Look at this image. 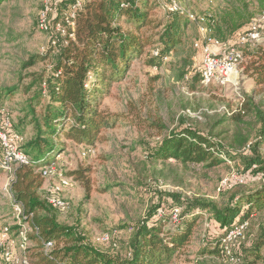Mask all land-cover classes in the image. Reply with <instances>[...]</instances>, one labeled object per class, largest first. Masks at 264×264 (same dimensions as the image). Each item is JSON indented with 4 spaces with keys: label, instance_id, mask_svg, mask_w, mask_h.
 <instances>
[{
    "label": "rangeland",
    "instance_id": "374dc122",
    "mask_svg": "<svg viewBox=\"0 0 264 264\" xmlns=\"http://www.w3.org/2000/svg\"><path fill=\"white\" fill-rule=\"evenodd\" d=\"M148 1L151 5L148 19L153 22L141 33L152 37L154 44L132 61L124 77L111 85L101 102V109L114 116L110 120V123L115 121L113 126L102 129L90 145L64 140L66 148L55 158L51 174L43 179L38 190V197L47 203L60 225L76 228L85 234L92 246L109 255L122 253L132 227L158 201H170L165 195L200 199L222 206L229 197L227 191H217L224 178L241 176V184H245L242 190H250L259 184L256 175L244 170L241 157L259 156L264 160V127L252 109L255 106L264 114V86L255 84L249 69L251 63L258 61L257 53H264V48L244 52L237 89L203 88L198 78H191L201 68V54L193 48V43L200 37L193 25H188L183 42L167 54L166 61L155 60L150 64L152 52L160 47L156 44V35L162 32L169 18L162 9L167 0ZM253 1L179 0V3L187 13L200 16L209 12L217 19L223 12L243 5L252 10ZM41 5L42 0H3L0 4V113L2 111L10 119L11 131L23 137L19 148L24 153L25 145L35 136L33 125L22 113L27 98L24 90L31 82L30 75L46 73L49 66V60L26 66L31 56L42 55L48 47L50 35L38 28L37 14ZM54 17L50 16L51 27ZM55 34L62 37V27ZM235 38L236 33L227 34L224 40L216 39L223 49H228L235 45ZM186 75L189 80L185 79ZM9 88L16 90L6 93ZM184 128L210 136L220 149L236 154L235 157L226 156V162L212 168L151 159L157 145L170 132ZM259 136L262 140L257 142ZM250 145L255 153L247 148ZM220 157L225 160L224 155ZM77 170L87 171L82 179L75 180L71 176ZM62 178L69 180L60 196L67 205L66 210L49 203L51 188ZM10 184L11 174L0 170V237L7 229L5 248L14 258L21 260L25 256L29 259L35 243L29 239L28 225L18 223L15 217ZM201 218L187 247L179 252L172 264H232L230 258L200 255L206 244V225L209 224L207 215ZM175 223L177 221H170L165 226ZM246 224L244 239L237 244L249 246L264 229V210L250 217ZM20 232L25 235L24 241ZM106 233L110 238L108 244L99 241ZM116 242L118 246L115 247ZM21 244H24V251L19 247ZM0 264L7 263L0 261Z\"/></svg>",
    "mask_w": 264,
    "mask_h": 264
},
{
    "label": "trees",
    "instance_id": "16d2710c",
    "mask_svg": "<svg viewBox=\"0 0 264 264\" xmlns=\"http://www.w3.org/2000/svg\"><path fill=\"white\" fill-rule=\"evenodd\" d=\"M83 1V9L75 14L72 25L64 23L71 1L54 2L53 25L60 23L64 34L59 37L51 30L45 52L31 56L26 65L49 60L47 72L30 75L31 82L24 90L27 98L22 113L33 125L35 136L25 145V154L31 164L15 169L10 188L14 199L23 205L25 215L31 214L38 236L53 244L50 250L44 252L37 236L30 234L29 239L35 243V249L28 255L29 263L172 264L179 252L187 247L197 221L205 215L209 224L206 244L200 255L223 259L220 246L225 233L247 223L250 217L264 210V160L259 156L241 157L244 170L251 171L259 178L257 186L242 190L245 184L231 185L223 190L229 193V197L222 206L167 194L166 200L170 201L160 200L152 206L145 217L132 227L122 253L116 255H109L92 246L85 234L76 228L60 225L47 203L38 197V190L44 181L38 170L55 161L66 148L64 140L90 145L102 129L113 126L115 121L110 123V120L114 116L101 109V102L108 95L111 85L124 77L132 61L142 55L146 47L154 44L152 37L141 33L144 27L151 26L153 22L148 19L151 8L148 0ZM253 3L255 6L252 10L243 5L223 12L217 19L209 12L200 16L211 14L213 36L224 40L227 34L238 33L264 11V0H254ZM166 16L169 18L167 23L163 25L162 32L156 35V44L160 47L154 51H158V56H154L153 51L150 64L155 60L161 62L181 45L188 25L196 28L185 13L175 12ZM52 40L55 41L54 46ZM257 57L258 61L249 66L250 74L255 84L264 86V53H257ZM191 78H198L199 82V73ZM15 90L9 88L5 92ZM252 109L264 127V114L255 106ZM261 140L259 136L257 142ZM253 148V145L248 146L252 151ZM220 155L225 156L224 161ZM235 155L220 149V145L210 136L184 128L170 132L157 145L151 159L212 168L226 162V156L234 158ZM85 172L77 170L71 176L79 180ZM158 209L164 211V216H157ZM174 209H179L177 223L167 227L165 225L170 222ZM238 244L231 249L228 257L235 260L232 264H264V229L249 246Z\"/></svg>",
    "mask_w": 264,
    "mask_h": 264
},
{
    "label": "built area",
    "instance_id": "2783aa9c",
    "mask_svg": "<svg viewBox=\"0 0 264 264\" xmlns=\"http://www.w3.org/2000/svg\"><path fill=\"white\" fill-rule=\"evenodd\" d=\"M71 4L64 16V23L66 25H72V20L75 14L83 9V0H70ZM54 0H42L41 8L38 11V28L49 35L50 31L60 30L63 26L57 23L51 27L50 16L54 15ZM163 11L166 14H174L175 12L185 13L188 19L195 24L200 39L193 43V48L201 54V68L199 71V84L203 88L210 86L216 87H230L231 89H237L240 85V67L244 61L245 51L264 48V11L256 15L249 24L236 33L235 45L230 46L228 49H223L221 43L213 36L211 14H205L202 16H195L187 13L180 7V3L177 0H167L166 5L162 6ZM62 32V31H61ZM64 34V30H63ZM50 41V38H49ZM51 44L54 46L55 41L52 40ZM154 56H158V51L153 52ZM167 58H163L162 61H166ZM186 80L189 76L186 75ZM12 126L10 119L5 116L1 111L0 113V170L11 174V181L14 177V171L20 166H29L31 164L30 158L19 148V145L23 142V137L15 134L11 131ZM248 148V146H247ZM89 152V151H88ZM85 156V153L82 154ZM53 163L39 169V173L43 179H46L52 172ZM16 167L15 169H13ZM243 178L241 176H232L224 178L217 189L218 192L226 190L233 184H241ZM69 180L62 178L54 185L51 190L52 193L49 197V203L60 209L66 210L67 205L61 199V192L68 187ZM10 198L12 200V208L18 223L23 222L28 225L31 234L37 236V239L43 245V251L47 252L53 247L52 242L44 241L38 236L37 229L32 223V217L25 215V209L23 205L17 202L12 195L11 188ZM164 211L158 209L157 216H164ZM179 215V209H174L171 213L170 221H177ZM208 226V224L206 225ZM247 224L242 223L238 226L231 228L227 231L221 242L220 254L225 259H228L231 255V249L235 247L238 241L244 239V232ZM8 235V230L4 229L0 237V261L7 264H28V258L25 256L21 260L14 258L4 245V238ZM19 236L22 240H25L24 233L20 232ZM104 244L110 242L109 234H104L99 239ZM22 251L25 250L24 244L19 246ZM233 263L235 260H231Z\"/></svg>",
    "mask_w": 264,
    "mask_h": 264
}]
</instances>
